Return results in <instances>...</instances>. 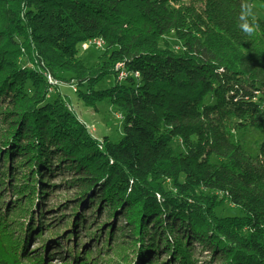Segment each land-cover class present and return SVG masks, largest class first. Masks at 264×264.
<instances>
[{
    "label": "trees",
    "instance_id": "16d2710c",
    "mask_svg": "<svg viewBox=\"0 0 264 264\" xmlns=\"http://www.w3.org/2000/svg\"><path fill=\"white\" fill-rule=\"evenodd\" d=\"M258 4L0 0V264H264V58L243 39L264 44ZM48 77L115 107L120 141L93 138Z\"/></svg>",
    "mask_w": 264,
    "mask_h": 264
},
{
    "label": "rangeland",
    "instance_id": "374dc122",
    "mask_svg": "<svg viewBox=\"0 0 264 264\" xmlns=\"http://www.w3.org/2000/svg\"><path fill=\"white\" fill-rule=\"evenodd\" d=\"M250 16L252 17L253 20L259 19L261 22H263V29H264V5L258 4L254 5L250 9ZM243 39L253 48V50L262 56L264 58V44L262 45L256 36L254 34H245L243 36ZM102 49H94L93 47H89L87 50H81L78 48V59L86 66V67H91L97 62V57ZM114 71L118 74V71H116V68ZM48 83L53 86L57 87V93L64 99L67 97L69 98V102L66 103V107L71 110L72 114L75 116L77 121L81 122L84 124L85 128L87 129L88 133L95 138L96 140H101L104 137H107L112 143H118L123 135V123L122 120L119 119V113L117 112V109L108 103H100L97 104V106L93 108H86L82 105L81 102H79L76 99V95L74 94L75 92V86L73 82H60V81H53L51 78H47ZM113 80L111 78L107 79L105 82L101 83L98 85V89H105L109 88L112 86ZM50 93V92H49ZM52 93V92H51ZM263 138V134L260 133H252L249 137L248 140L250 143L252 142H257V140H261ZM176 146V143L174 144ZM235 164L237 167L242 168L246 173L244 176L247 180H252L253 176V171L250 168V165L242 159L240 156L235 157ZM59 181V180H58ZM56 181L53 183L55 187L59 185V182ZM71 196L70 192L65 193L60 195L59 197H51L49 198V202L47 205L49 207H53L55 211L51 213H47L45 218H51L52 216H56L57 210H60L61 207H54L58 200L60 204H65L66 203V197ZM63 200V201H62ZM80 210V211H79ZM79 211V214L83 217L84 215L91 214L93 215L94 212H92L91 209H86V207H79L77 212ZM66 218V215L68 216V211H61ZM104 212L102 213V219H106V216L104 215ZM116 222V225L118 227L121 226V223ZM7 241L14 245L13 239H11V235L6 236ZM91 246V244H90ZM35 246H32L31 244L29 245V250L34 251ZM188 250L191 253L192 257L196 260L203 261L205 259L208 260L209 255L207 256L205 253L203 254V246L200 245L197 242H190L188 245ZM30 255H33L32 253ZM162 258L161 260H165V256L161 255ZM118 261V260H117ZM20 262L22 264H31V258L29 256L27 258H20ZM63 262V261H62ZM49 264H63L59 262H55L54 259L50 260Z\"/></svg>",
    "mask_w": 264,
    "mask_h": 264
},
{
    "label": "built area",
    "instance_id": "2783aa9c",
    "mask_svg": "<svg viewBox=\"0 0 264 264\" xmlns=\"http://www.w3.org/2000/svg\"><path fill=\"white\" fill-rule=\"evenodd\" d=\"M101 39H95V48H100ZM82 50H87L86 42L81 46ZM115 68H119V79H124L126 77V73L120 70V65H117Z\"/></svg>",
    "mask_w": 264,
    "mask_h": 264
},
{
    "label": "bare ground",
    "instance_id": "6f19581e",
    "mask_svg": "<svg viewBox=\"0 0 264 264\" xmlns=\"http://www.w3.org/2000/svg\"><path fill=\"white\" fill-rule=\"evenodd\" d=\"M103 45H104V42H103V40L101 39V41H100V48H102ZM86 47H87V49H88L89 47H94V48H95V39H92V40L87 41V42H86ZM120 70H122V66H121V65H120ZM116 71H118V77H119V68H116Z\"/></svg>",
    "mask_w": 264,
    "mask_h": 264
},
{
    "label": "clouds",
    "instance_id": "9594fccd",
    "mask_svg": "<svg viewBox=\"0 0 264 264\" xmlns=\"http://www.w3.org/2000/svg\"><path fill=\"white\" fill-rule=\"evenodd\" d=\"M245 29L248 32V34H251L253 29L251 27H249L248 25H245Z\"/></svg>",
    "mask_w": 264,
    "mask_h": 264
}]
</instances>
